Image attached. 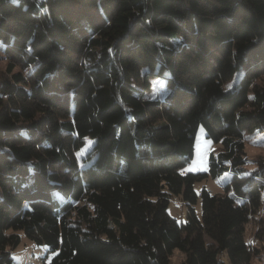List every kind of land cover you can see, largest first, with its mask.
<instances>
[{"label": "trees", "instance_id": "trees-1", "mask_svg": "<svg viewBox=\"0 0 264 264\" xmlns=\"http://www.w3.org/2000/svg\"><path fill=\"white\" fill-rule=\"evenodd\" d=\"M0 49V264L22 233L54 252L46 264H172L175 248L187 264H251L264 0H0ZM156 75L166 98L148 96ZM200 125L223 148L190 171ZM226 169L198 216L194 183ZM180 193L181 229L168 211Z\"/></svg>", "mask_w": 264, "mask_h": 264}, {"label": "rangeland", "instance_id": "rangeland-1", "mask_svg": "<svg viewBox=\"0 0 264 264\" xmlns=\"http://www.w3.org/2000/svg\"><path fill=\"white\" fill-rule=\"evenodd\" d=\"M10 61L11 58L8 54L0 49V74H3V72L7 70ZM15 69L17 70L19 67H16ZM240 73V71H237L234 78L226 82V86H232ZM165 81L166 78L159 77V75L152 77L151 89L148 91V96L166 98L170 92V88L167 87ZM88 145L89 143L86 144V147ZM222 148L223 143L216 142L207 136L205 127L200 125L194 144L193 157L188 165V169L190 171H208L211 153L214 152L215 154H218ZM245 151V157L247 158L245 167L247 168V171L259 168V163L261 161L264 162V133L260 131L246 133ZM233 174L234 171L232 169H226L217 176L209 175L194 183L195 190L199 195L198 200L194 205L198 216H201L202 213V189L205 187L212 193L223 192L226 190L225 184L230 180ZM187 209L188 207L182 200L181 193L170 196L168 211L174 218H176L180 229L181 221L186 219ZM263 220L264 201L259 210L255 214H252L245 224L246 241L255 251L251 264H264V236L261 230L264 225ZM53 254L54 252L50 251L46 244L37 243L26 237L23 233L21 243L12 251L14 264H25L27 262L33 264H46ZM171 262L172 264H187L186 254L178 248H175L171 255ZM227 264H229V262H227Z\"/></svg>", "mask_w": 264, "mask_h": 264}]
</instances>
